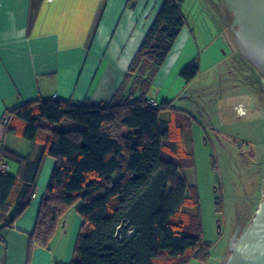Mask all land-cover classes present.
I'll return each mask as SVG.
<instances>
[{
    "label": "trees",
    "instance_id": "1",
    "mask_svg": "<svg viewBox=\"0 0 264 264\" xmlns=\"http://www.w3.org/2000/svg\"><path fill=\"white\" fill-rule=\"evenodd\" d=\"M181 1L163 0L111 102L37 99L6 112L5 132L39 145L40 153L30 162L1 151V159L19 170L16 176L0 171V229L12 227L30 204L43 159L55 160L29 237L27 264L34 249L48 248L60 221L79 202L81 225L69 264L208 259L196 189L180 174L192 166L191 155L172 141L160 116L170 103L148 105L152 80L186 25ZM199 72L196 58L180 78L189 84Z\"/></svg>",
    "mask_w": 264,
    "mask_h": 264
},
{
    "label": "crops",
    "instance_id": "2",
    "mask_svg": "<svg viewBox=\"0 0 264 264\" xmlns=\"http://www.w3.org/2000/svg\"><path fill=\"white\" fill-rule=\"evenodd\" d=\"M162 2L0 0V155L5 149L34 162L40 153L39 145L5 132L2 120L9 110L37 99L78 105L111 102ZM185 21L148 93V98L158 103H170V109L160 115L170 113L167 120L163 119L169 132L182 119L179 117L182 115L173 111L172 103L190 100L185 93L197 78L186 84L180 78L182 69L197 58L199 76L214 70L231 53L224 36L218 43L205 45L195 38L186 18ZM130 87L128 84L124 97ZM176 111L188 114L185 110ZM62 125L75 128L70 123ZM177 136L171 139L179 141L182 147V136ZM2 163L8 174L17 175L16 163L0 156ZM54 166V159H43L30 204L12 227L0 229V264H27L29 237ZM67 215L60 221L48 248L33 250L29 264L71 262L79 227L77 218L70 225ZM71 215L73 218L74 214Z\"/></svg>",
    "mask_w": 264,
    "mask_h": 264
},
{
    "label": "rangeland",
    "instance_id": "3",
    "mask_svg": "<svg viewBox=\"0 0 264 264\" xmlns=\"http://www.w3.org/2000/svg\"><path fill=\"white\" fill-rule=\"evenodd\" d=\"M217 4L218 0H182L180 4L197 40L215 44L224 36L231 51L214 70L200 74L189 85L185 94L190 100L178 99L171 106L182 119L170 134L182 136L181 148L193 163L180 174L196 189L202 239L210 245L206 261L189 264L223 263L235 222L244 221L243 232L264 186V86L257 71L239 55L226 25L231 24L232 13ZM240 107L245 111L241 116ZM169 114L161 118L167 120ZM80 205L66 213L70 225L77 218L79 228L76 209Z\"/></svg>",
    "mask_w": 264,
    "mask_h": 264
},
{
    "label": "water",
    "instance_id": "4",
    "mask_svg": "<svg viewBox=\"0 0 264 264\" xmlns=\"http://www.w3.org/2000/svg\"><path fill=\"white\" fill-rule=\"evenodd\" d=\"M226 1L233 20L229 25L224 21L239 54L257 71L264 86V0ZM243 224L235 222L227 240L228 256L222 264H264V186L259 205L242 232Z\"/></svg>",
    "mask_w": 264,
    "mask_h": 264
},
{
    "label": "built area",
    "instance_id": "5",
    "mask_svg": "<svg viewBox=\"0 0 264 264\" xmlns=\"http://www.w3.org/2000/svg\"><path fill=\"white\" fill-rule=\"evenodd\" d=\"M148 105H149L150 108H158V102L155 99H153V98H149ZM237 111H238V115H240V116L245 114L244 109L241 108V107L238 108ZM8 119H9L8 115H5L3 120H2V124L6 125L7 122H8ZM5 170H6V165L4 163H2L0 165V171H5Z\"/></svg>",
    "mask_w": 264,
    "mask_h": 264
},
{
    "label": "flooded vegetation",
    "instance_id": "6",
    "mask_svg": "<svg viewBox=\"0 0 264 264\" xmlns=\"http://www.w3.org/2000/svg\"><path fill=\"white\" fill-rule=\"evenodd\" d=\"M218 6H229V3L226 1V0H218V4H217ZM232 17H233V15H232ZM232 20H233V18H232ZM245 60V59H244ZM258 74V73H257ZM238 233L240 232V227H238Z\"/></svg>",
    "mask_w": 264,
    "mask_h": 264
}]
</instances>
